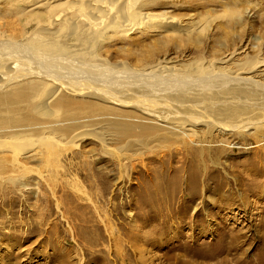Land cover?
I'll return each instance as SVG.
<instances>
[{
    "label": "bare ground",
    "instance_id": "6f19581e",
    "mask_svg": "<svg viewBox=\"0 0 264 264\" xmlns=\"http://www.w3.org/2000/svg\"><path fill=\"white\" fill-rule=\"evenodd\" d=\"M162 1L168 0H0L1 184L29 188L31 163L54 167L52 178L63 152L86 137L105 153L180 144L191 183L205 157L230 145L228 138L264 141L263 42L252 56L247 43L216 57L200 54L192 68L160 57L156 45L141 57L128 51L134 62L103 55L117 44L138 45L150 31L201 40L209 23L168 15L164 8L179 1L159 7ZM229 1L211 21L244 16L240 2ZM71 186L86 194L75 180ZM141 194L142 206L153 207L150 188ZM14 198H7L11 206ZM5 201L0 193V217Z\"/></svg>",
    "mask_w": 264,
    "mask_h": 264
},
{
    "label": "rangeland",
    "instance_id": "374dc122",
    "mask_svg": "<svg viewBox=\"0 0 264 264\" xmlns=\"http://www.w3.org/2000/svg\"><path fill=\"white\" fill-rule=\"evenodd\" d=\"M177 1L164 8L168 15L209 23L200 42L150 31L138 45L117 44L103 55L112 63L124 55L134 62L128 51L141 57L156 45L161 47L156 52L163 50L160 57L192 68L200 54L216 57L224 48L247 43L252 56L256 43L264 45V0H233L244 16L229 22L211 21L223 14V0ZM251 136L244 144L239 136L228 138L223 152L205 157L193 183L180 144L134 154L113 147L105 153L86 137L63 152L52 178L54 167L31 163L29 188L18 190L7 179L0 183L6 199L0 264H264V141ZM73 180L86 194L71 186ZM144 187L150 188L153 207L141 204Z\"/></svg>",
    "mask_w": 264,
    "mask_h": 264
}]
</instances>
